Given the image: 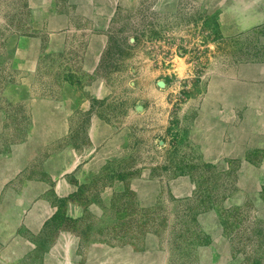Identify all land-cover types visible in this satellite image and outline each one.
<instances>
[{
  "label": "rangeland",
  "instance_id": "374dc122",
  "mask_svg": "<svg viewBox=\"0 0 264 264\" xmlns=\"http://www.w3.org/2000/svg\"><path fill=\"white\" fill-rule=\"evenodd\" d=\"M74 4L57 0L44 9V16L53 9L73 14L66 49L48 53L47 34L31 26L28 0H0V45L13 34L38 37L29 71L0 64V107L6 111L0 133V264H264V139L242 138L239 128L235 140L244 142L245 153L234 146L235 157L218 161L208 159L199 144L201 123L207 131L213 124L205 112L211 79L232 75L241 61L264 60V24H255L263 19L264 0H137L132 9H117L92 73L81 66L88 19L74 13ZM243 20L255 25L233 34L236 21ZM29 73L31 94L56 104L70 82L86 85L102 77L111 92L91 98L88 111L74 112L67 135L22 156L11 149L32 134L31 117L27 102L5 80L10 75L18 82ZM93 114L123 132L124 156L75 192L56 194L45 161L66 145L85 146ZM235 116L231 125L243 126L241 115ZM249 125L262 123H244ZM181 176L190 178L193 189L177 198L167 186ZM131 177L142 181V192L127 184L105 192V186ZM153 182L161 192L145 203L149 196L142 185ZM126 188L148 213L133 218L147 221L141 235L131 232L137 221L115 218V209L126 207L118 196ZM59 209L78 220L74 231L53 223Z\"/></svg>",
  "mask_w": 264,
  "mask_h": 264
},
{
  "label": "crops",
  "instance_id": "0c3cea01",
  "mask_svg": "<svg viewBox=\"0 0 264 264\" xmlns=\"http://www.w3.org/2000/svg\"><path fill=\"white\" fill-rule=\"evenodd\" d=\"M72 2L76 4L74 13L88 19L91 33L82 51L81 66L85 72L92 73L99 67L103 58L109 29L117 9H132L136 6L137 0H72ZM56 3L57 0H28L33 11L31 26L47 34L48 53L64 51L72 31L71 11L53 9L52 13L44 16V9L51 10ZM261 14L263 19L255 23L256 25L264 24V13ZM254 25L244 20L240 24L236 21L232 33L247 31ZM0 46V64L8 61L13 69L29 71L37 54L38 37L13 34ZM32 79L33 74L29 73L13 83L11 88L16 97L27 102L33 127L31 137L12 146L11 151L22 150L24 152L22 156L36 147L67 135L71 126L69 118L74 112L88 111L91 108V98L102 99L111 92L106 78L102 77H95L86 85L70 82L62 87L60 103L56 104L51 98L31 94ZM154 94L156 97L163 96L162 92L155 91ZM208 98L209 111L205 112L211 114L213 124L207 131L206 126L201 123L199 130L201 151L203 150L208 159L218 161L235 157L233 147L244 148V142L235 140L239 128L242 138L256 140V143L264 139V60H244L235 65L232 75L214 76L210 82ZM221 115H226L228 119L226 123L221 122L223 121ZM228 115H233L234 118L235 115H241L243 126L231 125L234 118ZM5 121L6 111L0 107V133L5 130ZM253 121L261 122V127L250 125L244 127V123ZM86 134L88 141L85 146L77 148L66 145L47 157L44 172L47 178L53 179L54 193L68 195L75 192L79 184L101 173L106 164L118 161L124 156L127 138L104 118L93 114L87 125ZM262 145L264 142L260 146ZM242 151L245 153L246 150ZM140 182L142 181L136 177H131L127 181H116L107 188L105 186V192L120 190L126 184L142 192L143 187L140 184L143 183ZM142 186L147 189L149 196L144 202H154L161 192L160 184L153 182L152 185ZM192 189L193 184L186 176L172 180L167 186L169 193L177 198L191 194Z\"/></svg>",
  "mask_w": 264,
  "mask_h": 264
},
{
  "label": "trees",
  "instance_id": "16d2710c",
  "mask_svg": "<svg viewBox=\"0 0 264 264\" xmlns=\"http://www.w3.org/2000/svg\"><path fill=\"white\" fill-rule=\"evenodd\" d=\"M22 35H28V33H25V34L22 33ZM0 69H2L1 66H0ZM15 82H16V80L13 79V77H11L10 75L5 80V83L7 85H9V87H11V88L13 86V83H15ZM118 196H119V199H121V197H124L126 207H124L122 211H121V209L119 210L118 208L115 207L116 208L115 212H117V215L115 216V218L117 219V221H119L121 223H127V221L130 220L129 223L133 224L132 223L133 221H137V223L130 225L133 228L131 232H132L133 236L141 235L142 233H144L146 231L145 225H146L147 221L138 222L139 220H136L133 218H135L136 214L139 213L140 217H145L143 219H146V217H148L147 211L144 209H141L137 205L135 198L133 197V194L131 193L130 189L126 188ZM116 197L117 196H115V198ZM113 203H114V200H113ZM77 221H78L77 219H73V218L65 216L62 209L57 210L53 214V223H55V222L57 224L59 223V226L62 229L74 231ZM53 226H54V224H53Z\"/></svg>",
  "mask_w": 264,
  "mask_h": 264
},
{
  "label": "water",
  "instance_id": "95a60500",
  "mask_svg": "<svg viewBox=\"0 0 264 264\" xmlns=\"http://www.w3.org/2000/svg\"><path fill=\"white\" fill-rule=\"evenodd\" d=\"M162 83L161 82H159V85H161Z\"/></svg>",
  "mask_w": 264,
  "mask_h": 264
}]
</instances>
